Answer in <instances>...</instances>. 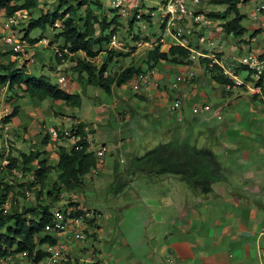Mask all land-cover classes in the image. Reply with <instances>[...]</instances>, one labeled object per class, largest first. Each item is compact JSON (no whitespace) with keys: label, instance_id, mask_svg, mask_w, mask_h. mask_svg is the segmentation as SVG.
Returning <instances> with one entry per match:
<instances>
[{"label":"crops","instance_id":"crops-1","mask_svg":"<svg viewBox=\"0 0 264 264\" xmlns=\"http://www.w3.org/2000/svg\"><path fill=\"white\" fill-rule=\"evenodd\" d=\"M244 1L246 0H241L238 4L240 13H243L240 7ZM263 1L258 9L262 16L258 18L257 29L245 40H238L236 46L232 47L231 54L248 51L264 54V48L260 45V40L264 42ZM209 5L221 4L204 0L197 7L198 12L211 10L208 9ZM206 19L208 24L200 21L193 30L195 34L190 38L191 48L206 55L219 53L220 59L226 63L229 54L224 55L221 47L207 51L194 43L193 37L202 35L203 28L210 31L215 27V38L224 33L222 19ZM137 27L139 39L128 45L134 47L127 58L131 65L143 67L141 58L156 41L160 43L161 51L167 50L175 42L164 25L162 29L159 27L160 33L152 38L148 37L145 30L148 26L137 24ZM145 36L147 39H143ZM229 36L233 35L226 34L227 39ZM139 41L142 42L140 45ZM129 47L126 45L124 48ZM242 47H247L246 52L242 51ZM121 51L124 52V49ZM2 52L5 50L0 49V53ZM4 57V60L0 57L1 64L11 63L17 67L9 54ZM196 63L202 65L199 57L184 64L159 61L154 67L158 74L155 79L158 83L156 87L150 82L134 92L130 89L129 81L120 87H111L109 93L114 90L117 98H110V103L114 108L120 104L119 109L116 108L120 117L127 112L128 106L137 108L142 105L143 111L154 116L155 124L176 126L180 124L182 116L180 117L177 109H169L172 97H179L181 104L184 100H194L199 105L208 103L209 96H212L224 100L215 114L225 111V119L217 128L219 138H214L209 147L204 149L207 154L195 152L194 146L189 149L190 147L172 145L173 140L169 137H165L166 141L161 142L157 149L158 145L150 149L152 144L150 140H146L143 142V147L146 148L140 154L135 152L132 140L126 138L114 145V151L109 149L108 159L100 161L101 166L96 175L84 177L87 184L84 181L80 187L63 192L70 201L77 204V208L85 209L91 216L83 229V241L63 243L64 250L74 262L264 264V104L248 100L245 94H254L257 100L263 101L264 86L259 93L248 90L250 79L242 70H238L240 77L248 83V87L243 84L247 91L241 92L240 87H236L229 91L230 94L225 93L223 96L220 84L209 76L203 77L201 67L196 66ZM57 65L60 70L62 65ZM23 67L27 73L38 71L35 63L25 64ZM176 72H191L192 77L188 83L172 91L168 88L170 73L173 75ZM59 75L63 73L58 72L57 77ZM75 84L70 82L66 90L70 92ZM109 93H105L103 99ZM29 100L33 108L26 113L20 108L15 117L18 119L16 124L28 123L23 126L26 127V135L31 138L32 144L39 145L44 154L55 162L57 147H68L67 141H54L49 137L47 129L51 126L63 128L57 125H62V119L66 116L56 110L58 106L54 100ZM20 113L28 121L23 120ZM48 117L56 118L57 122L47 125ZM72 118L83 123L86 135L91 133L83 120ZM44 134L48 135V142L41 144L39 141ZM114 152L116 155L112 159ZM230 155L235 156L233 163L239 166L236 167L235 174L228 172V162H222V166L215 163L218 159L226 161ZM119 163H122L121 167ZM102 171L105 172L101 173ZM99 175L108 186L97 179ZM141 176L147 189L139 190L134 185L131 186L133 180ZM122 183L128 184L124 186ZM124 190L126 193H123ZM107 193L111 198L104 202L106 197L109 198ZM81 194L87 195L88 200L84 201V197H79ZM119 197L120 201L116 199ZM63 200L57 203L55 209L65 203ZM56 239L59 240V237L56 236ZM16 256L21 263V257Z\"/></svg>","mask_w":264,"mask_h":264},{"label":"trees","instance_id":"trees-1","mask_svg":"<svg viewBox=\"0 0 264 264\" xmlns=\"http://www.w3.org/2000/svg\"><path fill=\"white\" fill-rule=\"evenodd\" d=\"M59 6L54 11H46L37 17H30L22 36L32 44L39 38L29 37L32 29L45 31L46 27L59 23L58 31L52 36L50 42L61 43L67 47L68 52L72 55L64 54L61 57H55L57 64L68 57H74L75 65L73 70L77 72V77L85 74V82L87 85L98 87L105 93H109L111 87H120L131 80L143 67H155L159 61L171 62L174 64L188 63L190 51L187 47H181L171 44L167 50H160V43L156 41L147 53L141 58L142 66L128 64L119 67L112 74H107V64L111 62L112 57L128 56L134 47H129L123 51L113 47L107 48L108 42L115 36L117 28L120 24L119 15L112 8L114 15L110 21H106L104 16L92 13L89 5L97 9L101 8L99 0H76L73 4H66L65 0H59ZM208 3L224 5L221 11L202 10L200 11L208 18L222 19L221 27L224 33L231 34L235 37L243 35L245 28L241 25L244 17L243 13L238 10V4L241 0H208ZM37 6L36 0H0V12L3 17L16 15V13L26 11ZM85 6L83 15L80 8ZM264 8V1H263ZM229 16V18H228ZM142 20L150 23V18L142 15ZM127 32L130 34L131 40L137 41L139 34L130 32L134 21L132 18L127 19ZM163 23L159 24L160 29ZM143 39H147L145 36ZM125 47L126 45L123 44ZM84 54L79 55L78 52ZM105 53V58L99 65L93 63L91 58L97 57L98 54ZM9 54V51L0 53V57ZM215 58L219 59L220 54L214 53ZM264 56V54H262ZM140 61V62H141ZM199 62L204 64V68L208 70L210 78L218 83H229L232 81L221 74L220 66L216 63L208 65L209 59L199 57ZM1 64V63H0ZM244 67H238L236 70H243ZM264 76V74H263ZM0 84H7L9 90H13L21 97H28L36 101H42L46 98L50 100H59L65 105L77 107L80 105L81 98L78 93H71L58 87L49 81L48 77L39 74L32 75L24 71V67L13 68L11 63L0 65ZM261 85V81H258ZM262 88V87H261ZM18 106L14 105L9 115L3 117L4 122H8L12 117L17 115ZM73 135L77 137L70 147L58 146L56 149L55 162H48V155L40 149V146H32L27 152H20L19 156H12L4 152V148L0 149V259L7 256L26 252L27 259L36 263L43 258L46 253L41 250L44 243L54 244L56 237L47 233L44 228L52 224L53 213L58 202L62 200L60 196L63 192H70L76 187H80L84 182V177L90 178V169L95 164L93 152L86 151L89 145L86 140V133L83 130V123L72 125ZM48 135L44 134L40 143L48 142ZM18 157V158H17ZM5 161L6 165H1ZM35 166H31V163ZM19 164V165H18ZM20 166L23 175L31 173L32 179L19 183L20 187L27 190H36V200L39 197H47L49 201L46 203L35 202L33 205L15 206L10 211H4L3 203L7 199L8 193L12 190V186L2 180L3 171L9 173L16 167ZM53 173L52 180H48V176ZM16 194L24 198L19 190ZM58 209L69 208V216L77 217L83 214L81 208H77L75 202L67 199ZM15 203H17L15 201Z\"/></svg>","mask_w":264,"mask_h":264},{"label":"rangeland","instance_id":"rangeland-1","mask_svg":"<svg viewBox=\"0 0 264 264\" xmlns=\"http://www.w3.org/2000/svg\"><path fill=\"white\" fill-rule=\"evenodd\" d=\"M17 2V0H14ZM66 4H73L76 0H65ZM101 3V8L97 9L92 5H89L92 13L96 15H101L105 17L106 21H110L112 16L114 15V12L111 11L110 7V1L111 0H99ZM144 6H151L153 7L155 13L158 9L159 2L161 0H140ZM208 1V0H207ZM263 0H246L243 3H241L240 10L243 12L244 17L241 20V25L245 28V31L243 35L235 37V36H229L228 39L226 38V34L222 33L221 36H218V38H215V34L217 32L216 28L213 27V30L210 31L208 29L202 30V35L194 36V43H198L202 46V48H205L207 51H212L213 49H218V47H221L223 50V54L226 55L228 53V59H236L239 55L237 54H231V49L233 46H236L237 41L242 39L245 40L246 37H249V35L257 29L258 26V18L262 16V14L259 12L260 4ZM59 0H36L37 6L33 9H31L30 12L22 11L19 13H16L17 18V24L14 25V31L16 34H22L23 31L26 28V25L28 23V19L30 17H37L41 13H45L46 11H54L59 6ZM211 10H222L224 9V5H209L208 9ZM85 6H82L80 8V13L83 15ZM156 17V16H155ZM155 17L152 18V21L150 23H146L148 26L145 30L148 33V37L157 36L160 33L159 29V23L155 19ZM3 14L0 12V36L5 33V31L1 27ZM229 18V16H228ZM187 19V18H186ZM188 20V25L189 19ZM120 24L117 28L115 39L120 40L121 43L124 45H127L129 47V43H131L130 34L127 32V22L126 19L119 18ZM263 24V23H262ZM145 26V24H142ZM59 23L55 22V25L46 27L45 31L41 32L38 29H32L29 32V37L32 38H39L40 35H43V37H46L48 40L52 39V36L58 31ZM191 26V25H190ZM140 29L142 27L139 26ZM137 24H133L130 32H137ZM164 34H167L166 31H164ZM195 34V33H193ZM212 36V37H211ZM208 37L211 39H208ZM211 41L212 45H208L207 43ZM231 41V42H230ZM236 41V42H234ZM260 45L264 48V42L260 40ZM0 49H4V47L0 43ZM247 47H242V51L246 52ZM134 49L132 50V52ZM29 52L32 54L34 58V62L37 66V70H32V75H39V72L45 76L48 77L49 81L53 84H57L58 87L65 89L69 85L70 82L72 84L76 83L74 88L70 89L71 93H78L81 98L80 105L77 107H72L65 105L63 102L59 100H54L56 103L57 111L60 113H64L66 118L62 119V125L61 123L57 126L59 127H69L71 124V120H73L72 117H77L84 121L87 127L91 129L90 137L88 138V141L91 145V147H96L101 144H104L107 148V152L103 159H108V153L109 149L114 151V145L116 143H120L121 140H126V138H129L132 140V143L134 145L133 148H135V152H139L140 154L145 150V146L143 147V142L146 140H150V143L152 144L151 147H156V149L159 147V144L161 142L166 141L165 137H169L173 140L172 145H178L181 148H187L192 149V147H195V152H205V148L209 147L212 140L214 138H219V135L217 134V128L219 125L224 122V115L225 111L221 112L220 114H215L217 112V108L223 104V99H216L215 97L209 96L208 103L207 104V110H198V112L193 113L191 110L193 107H198L197 101H187L184 100L182 104L177 108V112L179 113L180 117L182 116V119L180 121V124L176 126L169 125V127H164L163 125L155 124L154 122V116L150 113H147L146 111H143L142 105L139 107L134 106H128L127 112L124 113L121 117L118 116V112L116 110L119 109L120 104L116 108L112 107V103H110L111 99H116L114 90L111 91V93L108 94V97L106 96V99H103L105 96V93L101 91L100 88L94 87L91 85H87L85 82V74L81 77H77V72L73 70L75 65V59L74 57H68L60 62L62 65L60 70L56 62V58L53 57L51 54V50L48 47H45L42 43H37L35 45L29 46ZM227 56V55H226ZM105 58V53H100L97 55V57L94 58L93 63L96 65H99L101 61ZM128 56L123 57L120 56L118 58L112 57V60L110 63L107 64V74H112L115 70H117L119 67L126 66L129 63V60L127 61ZM5 57L2 58L4 60ZM132 61V60H131ZM1 63V62H0ZM5 65V64H0ZM195 65V64H194ZM51 66V68H48ZM196 66L201 67V73L203 74V77L209 76L208 70L204 68V64L202 65L197 64ZM42 67V68H41ZM146 67H143V69ZM58 72L63 73V75H66V83L65 84H58L56 82V78L58 75ZM214 87V86H213ZM241 92H246L247 90L243 85L239 86ZM67 91V90H66ZM130 91V90H129ZM8 100L4 103L8 104V110L11 112V109L14 105L18 106V111L21 108L25 113L27 110H30L33 108L32 104L30 103V100L28 97L24 96L21 97V95H18L13 90H8ZM221 93L223 96H225V93H229V91L221 90ZM248 100H251L252 102H263L264 104V98L262 100H257L254 94L245 93ZM107 95V94H106ZM129 95V94H128ZM103 100V101H102ZM3 102L0 101V111L2 108ZM145 106V105H144ZM124 108V107H123ZM17 111V113H18ZM59 113V114H60ZM118 114V115H117ZM23 120L28 121V118L23 117L22 113H20ZM2 114L0 112V149L5 148V145H7V149H4L5 153H8L12 156H19L18 154L22 151L27 152L32 146H35V144H32L31 138H28V134L26 135V127L23 126V124L28 123H21L16 124L18 122V119L15 117H12L8 122H4L3 118H1ZM94 116H98V118H94ZM15 118V119H14ZM22 120V119H21ZM57 119L54 117H48L46 119V124L50 125L51 123H56ZM6 132L7 136L3 137L2 133ZM70 131H66L65 133L62 132V134L59 136L62 141L65 139H68L70 135ZM37 145V144H36ZM149 150V148L147 149ZM125 151V150H124ZM216 152L219 153V150L216 149ZM114 155L116 153L114 152L112 159L114 158ZM230 157V158H229ZM234 155H230L226 158V161H220V159L216 160L215 163L218 166H222V162H228L227 169L228 172H236V167H239L237 164H234ZM18 158V157H17ZM229 158V159H228ZM48 162H52L48 158ZM5 161L1 162V165H6ZM122 163H119V167H121ZM19 165V164H18ZM31 166H35L34 162L31 163ZM101 166V162L99 163V168ZM114 167V166H113ZM112 167V168H113ZM242 168V167H241ZM104 169L106 170L105 166ZM105 171H102L101 173H104ZM227 172V173H228ZM235 174V173H234ZM231 175V174H230ZM238 175V174H237ZM2 180L9 185L12 186V190L8 193L5 206V211H10L15 206L20 207L21 205H33L35 202L40 203H46L49 201V198L47 197H39L36 200V190H31L32 193H29L25 196L24 191L26 189L19 186L20 182L27 181L26 176L23 175V173L20 171V166L16 167L14 170L10 171L9 173H6L3 171L1 174ZM48 180H52L54 177V174L51 173L48 176ZM229 177V176H228ZM237 176L235 175V178ZM99 181H102V176L99 175L97 177ZM84 183L87 184V180L84 179ZM143 177H137L133 180L131 186H135L136 189L143 190L147 189L146 185L143 184ZM104 182V181H102ZM123 184V183H122ZM128 183H124L123 185H127ZM104 186H108L104 182ZM159 186H157L158 188ZM134 189V187H132ZM127 189V188H126ZM19 190L23 193L24 198L20 197V195L16 194V191ZM123 193H126L124 190ZM108 195L109 198L106 197L104 202H108L111 198L110 194ZM119 196V195H118ZM79 197H84V201L88 200V196L85 194L79 195ZM69 197L63 194L62 200L68 201ZM120 201V197L116 198ZM15 200L17 203L13 204L12 201ZM100 201V200H99ZM102 202V201H101ZM17 254L13 255V260L17 264L19 263V258H16ZM4 261V259H3Z\"/></svg>","mask_w":264,"mask_h":264},{"label":"built area","instance_id":"built-area-1","mask_svg":"<svg viewBox=\"0 0 264 264\" xmlns=\"http://www.w3.org/2000/svg\"><path fill=\"white\" fill-rule=\"evenodd\" d=\"M207 1V0H205ZM204 0H161L159 2L158 9L155 13L154 8H149L148 6H144L140 0H111L110 7L116 11L121 19H130L132 18L134 23L145 24L143 27H147L146 20H142V15L145 17H149L152 21V18L155 17L159 24H164L167 32L173 37L175 42L173 44L179 45L181 47H187L190 51L188 60H197L198 57H206L209 59L208 65L216 63L220 66L221 74L228 77L232 84L223 83L221 84V89L225 91H230L232 88L239 87L243 84H248L246 80H243L240 77V74L236 70L238 67H244L242 70L243 73L249 77V87L248 90L260 92L261 87L264 86V56L262 54H257L252 51H248L246 53H238V57L236 59H228L226 63H223L222 59H216L214 53H210L211 55H206L202 53H198L191 48L190 38L193 35V30L200 24V21L208 24V19L203 17L201 13L198 12L197 7L202 4ZM191 5V8L189 5ZM189 19L190 25H188L187 19ZM1 22V21H0ZM146 22V23H145ZM17 24V18L14 15L6 16L2 19L1 27L5 31L4 34L0 36V42L4 46L6 51H9V55L11 60L14 61L15 66L23 67L25 64H34V58L32 54L29 52V46L35 45L37 43H42L45 47H48L51 50V54L53 57H61L64 54L72 55V53L68 52L67 47L62 46L61 43L58 42H50L46 37L40 38L36 43L30 44L22 34H16L14 31L13 25ZM143 37V36H142ZM142 39V38H141ZM159 40V39H158ZM142 42L139 41L138 45ZM208 45H212V42L209 41ZM113 47L115 49L123 50L122 43L115 39L113 36L111 40L108 42L107 48ZM79 55L84 54L82 51L78 52ZM94 58H91L93 60ZM13 68H17L12 66ZM241 72V71H239ZM157 69L154 67L144 68L140 70L131 80L130 89L134 92L139 91V89L150 82H152L153 86H157ZM192 77L191 72H176L172 75L170 73V80L168 83V88L172 91L178 89L179 86L184 85L189 82V79ZM258 81H261V85H258ZM56 82L58 84H65L66 77L64 75H59L56 78ZM252 86V87H251ZM248 87V86H246ZM8 86L7 84H0V101L3 102L1 108V118L10 114L8 110V104L4 103L8 100ZM181 105V99L177 96L172 97L170 101L169 109L171 111H175ZM198 110H207V104L201 103L198 107H193L192 112L196 113ZM79 121H72V125H77ZM70 131V135L67 140L69 147L75 142L77 139L76 136L73 135V128H58L55 126H51L47 129V133L49 137L54 141L60 139V135L65 133L66 131ZM4 139L7 136L6 132L2 133ZM86 140L90 137V134L86 135ZM89 143V141H88ZM5 150L7 149V145H5ZM86 151L93 152L95 158V164L90 169V175H96L99 171V163L104 158L107 148L104 144L99 146L91 147L90 143L86 148ZM33 175L28 173L26 175V180L32 179ZM25 196L29 193H32L30 190L24 191ZM61 197L63 194L60 195ZM6 201L3 203V208L5 211ZM15 204V200L12 201ZM83 210V214L77 217L69 216L70 209L53 208V220L51 225L45 226L44 230L54 235L58 236L59 240L56 239L54 244L44 243L40 248L42 251L46 253V255L41 258L36 263H33L32 260L27 259L26 252H20L17 255L21 257V264H95L92 261H80L79 263L74 262L73 259L69 257L66 251L63 248L64 242H79L83 241L84 233L83 229L86 224L91 220V216L85 210ZM13 255L7 256L4 261L3 258L0 259V264H17L13 260Z\"/></svg>","mask_w":264,"mask_h":264},{"label":"clouds","instance_id":"clouds-1","mask_svg":"<svg viewBox=\"0 0 264 264\" xmlns=\"http://www.w3.org/2000/svg\"><path fill=\"white\" fill-rule=\"evenodd\" d=\"M14 16H16V15H14ZM17 21H18V20H17ZM15 25H16V24H15ZM13 28H14V25H13ZM114 37H115V36H114ZM119 41H120V40H119ZM36 42H37V41H36ZM36 42H35V43H36ZM120 42H121V41H120ZM0 43H1V42H0ZM1 45H2V44H1ZM2 46H3V45H2ZM122 46H123V43H122ZM3 47H4V46H3ZM123 49L126 50L127 48H124V46H123ZM118 50H119V49H118ZM9 54H10V53H9ZM93 60H94V59H93ZM8 90H9V89H8ZM72 121H76V120H72ZM72 121H71V124H70L69 127H72ZM79 123H81V122H79ZM66 128H68V127H66ZM48 135H49V134H48ZM58 140H59V141H62L61 138L58 139ZM58 140H57V141H58ZM66 141H67V140H66ZM67 146L69 147L68 142H67ZM68 147H67V148H68Z\"/></svg>","mask_w":264,"mask_h":264}]
</instances>
